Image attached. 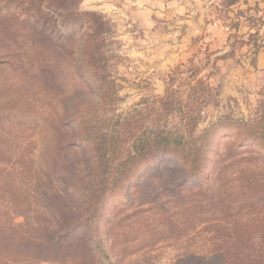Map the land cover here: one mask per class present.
<instances>
[{
    "label": "rangeland",
    "instance_id": "rangeland-1",
    "mask_svg": "<svg viewBox=\"0 0 264 264\" xmlns=\"http://www.w3.org/2000/svg\"><path fill=\"white\" fill-rule=\"evenodd\" d=\"M56 1L0 0V264H175L212 252L207 241L215 240V227L234 232L237 222L259 230L264 8L251 0H204L206 12L225 15L226 51H209L206 34L191 38L186 50L166 51L134 27L131 0ZM85 50L105 68L104 100L83 71ZM191 88L199 102L183 108ZM165 94L173 101L168 107L160 102ZM182 116L197 120L195 132L207 131L215 164L207 179L219 174L230 221H220L225 212L206 194V178L196 181L200 187H183V176L164 159L136 166L96 226L66 208L79 206L74 196L91 180L92 154L80 140L85 123L93 133L112 126L120 134L136 126L174 133L183 131ZM106 218L118 224L109 235ZM49 230L71 234L53 245ZM261 233L244 235V243L261 240Z\"/></svg>",
    "mask_w": 264,
    "mask_h": 264
},
{
    "label": "trees",
    "instance_id": "trees-1",
    "mask_svg": "<svg viewBox=\"0 0 264 264\" xmlns=\"http://www.w3.org/2000/svg\"><path fill=\"white\" fill-rule=\"evenodd\" d=\"M55 1L51 0V4L55 5ZM60 1L57 0L56 4L59 5ZM61 4L60 7H62ZM53 8L55 12L59 10L58 6ZM236 38L238 37H235V40ZM86 50L84 53L83 71L92 89L104 100V94L109 89L105 82V68L98 67V59L94 58L92 52H87ZM166 94L160 99L164 107H168L173 102L168 97L166 98ZM189 98H191L189 100L191 104H185L183 108L192 109L199 102L198 91L193 90V96L191 95ZM177 105L181 107L182 102L178 101ZM181 119L184 122L183 131L174 133L170 131L163 133L158 129L140 131L137 126L124 134L117 132L118 126H112L109 133H101L99 130H97V133H93L88 130V126L85 123L84 127H80V140L82 144L89 146L92 154L91 180L79 189V197L74 196L79 206L66 205V208L71 212L79 210L80 214H85V216L87 214L85 221L96 226L101 208L106 201L117 195L116 189L122 185L125 178L136 166L147 164L148 162L156 163L164 159L166 163L173 165L178 174L183 176L180 181L183 187L188 189L200 187V183L198 184L196 181L201 182L202 179L206 178L207 181L205 180L204 182L206 184L204 188L206 194L225 212V204L222 202L225 197H221L218 190L219 174L215 176L212 183L207 179L212 174V168L215 165L214 162L211 165L209 164L212 158L210 157V142L207 131L195 132L197 120L192 116H182ZM117 123L119 121H116ZM263 128L264 126L260 129L263 130ZM153 166L156 171H159L157 165L154 164ZM209 169L210 171H208ZM147 172L148 169L140 174L141 179L145 178ZM247 172L252 171L247 170ZM137 185L140 186L138 182L134 184L136 187ZM127 202L132 204L129 200ZM232 217L230 212H225L220 221L228 222ZM255 223L259 230L248 226L240 227L237 222L234 223V232L230 228L215 227L216 237L213 240L215 244L213 245V242L207 241V244L213 247L212 252H207L205 255L196 253L176 261L175 264H264V240H262L264 233H261L264 232L262 227L264 225L257 223V220ZM105 224L109 226L107 235L111 234L112 230L118 226V224L113 222L112 218H106ZM253 232L261 233L260 236L263 237L259 241H254V243L245 244L242 237ZM48 233L47 238H50L53 245L67 239L71 234V232H68L63 235L61 231L52 230H49ZM96 249H100V254L107 258L105 249L101 248L100 245Z\"/></svg>",
    "mask_w": 264,
    "mask_h": 264
},
{
    "label": "crops",
    "instance_id": "crops-1",
    "mask_svg": "<svg viewBox=\"0 0 264 264\" xmlns=\"http://www.w3.org/2000/svg\"><path fill=\"white\" fill-rule=\"evenodd\" d=\"M251 1L253 7L264 8V0ZM131 2L134 6L132 11L136 15L133 21L134 27L139 28L144 34L152 35L166 51L170 48L186 50L191 47V38L205 34L212 42V45L207 43L209 51H226L224 50L227 40L225 15L222 16L220 11L216 13L215 10L206 12L203 9L204 0H131ZM230 17L229 12L228 21L232 20ZM176 36L180 37V40L178 44H173ZM258 55V61L264 65V45Z\"/></svg>",
    "mask_w": 264,
    "mask_h": 264
}]
</instances>
